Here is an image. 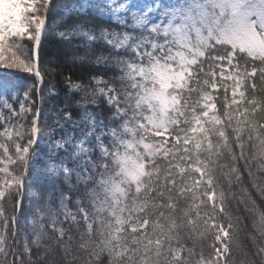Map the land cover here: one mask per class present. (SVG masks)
Returning <instances> with one entry per match:
<instances>
[{
	"label": "snow or ice",
	"instance_id": "1",
	"mask_svg": "<svg viewBox=\"0 0 264 264\" xmlns=\"http://www.w3.org/2000/svg\"><path fill=\"white\" fill-rule=\"evenodd\" d=\"M56 8L54 0H0V69L14 70L0 72V123L4 122L2 109L21 118L31 112L22 101L19 112L9 103V97L15 100L21 93L25 100L30 99L34 85L28 83L23 73L40 76L32 59L22 58L18 50L25 39L33 41L35 46L40 44L48 15ZM89 8L124 29L122 32L105 30L99 37L117 52L126 53L115 61L120 75L112 83L101 77L92 78L96 85L91 90L92 102L102 97L113 110L112 115L108 123L95 116L84 119L86 128L81 131L82 138L73 143L69 137L66 142L72 151L64 149L68 154L58 163L52 158L54 152L49 151L48 170L42 174L29 171L42 158L36 147L38 138L44 134L37 125L38 112L30 129L20 123H3L0 201L6 196L11 199L15 194L19 212L27 189L32 214L27 217L30 223L26 224V230L32 234L31 244L39 247L46 236L45 218L50 220L52 231L58 233L57 242L62 241L65 229L57 227V213L50 200L44 202L43 208L37 203L41 199L38 190L47 191L51 196L59 191L61 178L69 183L74 175L76 185L84 186L83 195L75 200L77 213L69 209L70 197L64 192L58 197L59 208L64 220L77 226L82 241L80 248L87 250L90 243L95 244L91 255L97 260L100 254L107 253L109 264H229L226 255L230 248L224 243L229 232L214 222L217 207L224 211L225 199V193L217 191L215 172L219 168L228 177L229 184L233 175L239 182L241 174L236 162L244 160L254 186L252 163L255 162L256 171L264 173V117L256 119L257 113L264 111V100L253 96L246 101L250 107L243 110L239 107L245 97V91L240 90L245 81H251L257 73L264 81V0H167L166 3L161 0H98V3L73 0L61 11L66 16L83 15ZM72 35L82 37L89 44L98 39L92 29L79 24L69 25L60 33L62 39H71ZM241 60L245 63L241 64ZM249 60L251 65L247 63ZM104 61L103 57L97 59L98 64ZM206 61L212 62L207 71ZM257 62L261 67L256 66ZM214 68L220 69L221 81L234 82L233 99L227 107H238L233 112L225 111L227 123L220 116L210 114L214 113L216 104L209 92H203L195 102L191 97L201 83V73L212 76L211 81L204 79L203 84L217 89ZM251 87L255 90V83ZM80 88L79 83L69 82L70 91ZM238 90L240 99L236 98ZM90 138H94V143L86 147ZM10 144L14 146L12 153ZM55 147L59 150L64 145L57 143ZM235 149H239L238 154ZM94 151L98 152L95 158ZM225 157L232 162L230 165L227 160L221 162ZM69 159L76 161L78 167L70 169ZM161 159L167 161L163 188L170 192L169 186L175 187L177 196L185 200L186 206L179 214L172 202L154 203L155 197L151 196L152 192L164 195L163 188L157 191ZM173 169H178L183 180L180 185ZM185 173L187 180H184ZM204 197L211 203L212 215ZM149 207L153 210L166 207L172 211L167 215L159 212V217L166 219V223H161L159 218L150 221L147 215L141 217ZM11 219L15 238L18 216L13 215ZM0 220H3L0 254H6L9 225L2 207ZM201 221L205 229L211 226L217 230L215 240L220 246L209 257L201 251L199 259L193 262L182 256L184 251L188 257L195 253L193 248L186 249L181 243L180 233L185 227L197 229ZM81 222L83 231L79 228ZM254 227L264 235V213L258 214ZM228 228L233 225L229 223ZM94 235L99 236L97 241H93ZM23 240V250L30 254L29 236L24 235ZM258 254H264V247L259 248Z\"/></svg>",
	"mask_w": 264,
	"mask_h": 264
},
{
	"label": "trees",
	"instance_id": "2",
	"mask_svg": "<svg viewBox=\"0 0 264 264\" xmlns=\"http://www.w3.org/2000/svg\"><path fill=\"white\" fill-rule=\"evenodd\" d=\"M57 8L51 11L48 15L45 29L41 33V41L38 45L36 52V69L40 72V83L37 82L34 75L30 73H23L27 78L29 84L34 85L30 99H27L25 104L31 109V112L26 114L24 118H19L17 121L23 124L25 129H30L32 126V120L35 114L38 112L37 125L39 128L46 131H52V141L66 142L69 137L73 143L80 140L81 131L86 128V125L82 121L86 118L95 116L98 120H103L108 123L109 117L112 115V109L109 108L107 102L102 97H97L96 103H93V93L91 90L95 89L96 85L93 82V77H101L104 80L112 83L116 81V78L120 75V71L116 66V59L126 56V53L121 50L117 52L110 45H108L100 37L102 31L108 32H122L124 29L113 21L107 18L100 17L93 8H89L86 14L80 15L73 13L72 15H64L61 9L73 2V0H54ZM90 3H98V0H89ZM167 0H165V3ZM106 7V6H104ZM79 24L84 28L92 29L98 37L92 43H87L82 37L78 35H72L71 39H62L60 33L65 31L69 25ZM129 31H131L129 29ZM22 47L18 50L22 58L32 59L35 58L33 50V41L23 40L21 41ZM16 51V50H14ZM34 53V57H33ZM103 57L105 61L97 63V59ZM211 61L205 62V69L208 70V65ZM245 61L241 60V64ZM249 65L252 62L247 61ZM257 67L261 65L257 62ZM216 73V82L218 84L217 89L213 90L210 86L203 84L204 79L212 80L211 75L205 76L204 73L200 74L201 83L198 86V90L191 93L192 101L199 100L203 92H209L213 97V103L216 104L215 114L221 117L224 123H227V117L224 116L225 111L233 112L238 106L231 104L232 86L233 81H221L219 77V68L213 69ZM14 71V70H7ZM79 83L81 88L79 90L70 91L69 82ZM255 83L256 88L253 90L251 84ZM117 88H119L118 81L116 82ZM227 86V89L226 87ZM240 90L245 91V97L241 101L239 107L243 110L244 107H250L246 101L255 96L258 100H264V81L260 79L259 73L256 77H253L251 81H245ZM23 97L22 93L16 101H10L13 109L18 112L19 102ZM237 99L239 97V90L237 91ZM201 109L198 107L197 111ZM5 119L7 123L16 122V118L12 117V114L8 111H4ZM264 117V111L258 112L256 119L260 120ZM234 116V120H235ZM17 123V122H16ZM115 126V125H113ZM0 124V129H2ZM220 127V125H218ZM150 139L160 140L163 137H150ZM27 137L25 138L26 142ZM107 142V138H105ZM94 143V138H90V142L86 141L85 146L91 147ZM54 144V143H53ZM52 144V145H53ZM68 152L72 149L69 143H64ZM51 145V146H52ZM37 151L39 152L41 159L35 161V169H30V173L33 171L39 173H45L48 170L46 149H43L37 144ZM71 148V149H70ZM70 149V150H69ZM10 153L14 152V146L9 145ZM237 154L239 149H235ZM68 153L65 150L57 151L54 155V160L58 163L60 158L67 156ZM98 156V152H93V158ZM227 158H222L221 162H224ZM230 165L232 162L227 160ZM161 166L160 185L157 188L159 191L163 188L164 175L163 172L167 168V161L161 159L158 161ZM184 164V162H180ZM67 166L70 169L77 168L78 163L71 159L68 160ZM15 169V166H11ZM236 167L239 169L241 179L236 181L235 176H232V183L229 184L228 177L222 174V171L218 168L215 172L216 183L219 185L217 191H223L225 193V199L223 201L224 211L221 212L217 207L214 222L217 225H222L225 230L229 232V238L224 240V243H228L230 252L226 255V259L229 264H264V254H258V250L264 247V235H261L254 227V222L257 220L258 214L264 213V173L256 171L255 162L251 165V170L254 173L255 184L252 178L249 177L248 170L245 168V161L238 160ZM224 172L227 169L223 170ZM173 174L177 181V185H180L183 180L178 173V169H173ZM198 175V174H195ZM188 174H184V180H187ZM71 185V187H70ZM171 187L169 192L168 188H163L164 195L157 196L156 192H152L151 196L155 197L154 203L167 204L172 202L177 210V214L180 213L185 205L184 198L177 196V190L175 187ZM84 186L76 185L75 176L73 175L69 183H65L61 178L59 181V191L49 196L47 191L38 190V195L41 197L37 203L43 208L44 202L50 200L51 207L55 209L57 213V227H63L65 229V236L62 241L57 242L58 233L53 232L50 227V220L45 218L43 221L46 236L42 239L39 247L31 244L32 234L26 230V224L30 222L27 217L32 213L29 212V193L25 189L24 197L21 201L20 211L17 212L16 203L17 197L12 195L11 199L7 196L3 201H0V207H2L4 215L8 219L7 230V247L6 254L0 255V264H109V258L107 253H102L97 260L91 255V249L95 247L94 243H90L87 250L80 248L81 239L80 234L77 231V226L73 225L70 220H64L63 213L59 208V195L60 192L68 194L70 197L68 201V207L73 213H77V207L75 200L83 195ZM143 195V194H142ZM171 198V199H170ZM207 210L212 215L211 203L207 202V198L204 197ZM85 206H88L85 204ZM205 210L202 208V211ZM164 211L167 215L171 212L168 208H158L153 210L148 208L145 214H141V217L147 215L150 221L160 219L161 223H166L164 217H159V212ZM18 216V222L16 224L17 236H12V216ZM79 218V215L78 217ZM231 223L233 228L229 229L228 225ZM3 226V220H0V227ZM39 227V222L37 223ZM151 227V225H149ZM80 231H83V223L81 222ZM202 233V234H201ZM217 230L209 226L204 228L202 221L199 227L193 230L190 227L181 229V243L185 245V248H193L195 256L188 257L186 251L182 252V256L195 261L199 259L201 251L205 257H209L215 254V249L220 244L215 240ZM24 235L29 236V244L31 247V253L24 252ZM72 239L69 240L68 237ZM130 238V237H129ZM88 238L85 237V240ZM93 241H97L99 236L94 235ZM63 245V246H62ZM66 246V247H65ZM43 257V258H41Z\"/></svg>",
	"mask_w": 264,
	"mask_h": 264
},
{
	"label": "rangeland",
	"instance_id": "3",
	"mask_svg": "<svg viewBox=\"0 0 264 264\" xmlns=\"http://www.w3.org/2000/svg\"><path fill=\"white\" fill-rule=\"evenodd\" d=\"M161 2L162 3H165V0H161ZM25 40H27V39H25ZM27 41H29V40H27ZM38 48V46H35L34 45V42H33V50H34V53H35V49H37ZM34 53H33V57H34ZM36 61H35V58H34V60H33V63H34V65L36 64L35 63ZM3 71H7V70H5V69H0V72H3ZM34 77L36 78V76L34 75ZM39 79H40V77H39ZM18 99V98H17ZM17 99H15V100H13L11 97H9V103H10V101H16ZM21 101L24 103V105H25V107L26 108H28V106L25 104V102L27 101V100H25L24 99V97H22L21 98V100H20V102H19V110H18V112L20 111V103H21ZM11 104V103H10ZM11 106H12V104H11ZM13 108V107H12ZM2 111H3V115H4V111H8L9 113H11L8 109H2ZM28 114V113H27ZM13 118H15V117H17L16 118V122L18 123V119L20 118V116H12ZM16 122H12V124H16ZM3 123H7V120L5 119V115H4V122ZM3 123H0L2 126H3ZM53 132L52 131H46L41 137H39L38 138V140H37V144L38 145H40L43 149H46V154H48L49 153V151H53L54 152V155L56 154V152L57 151H62V150H64V149H66V147H65V144L64 143H67V142H55V141H53V142H51L52 141V137H53ZM54 143V144H53ZM57 143H61V144H63L64 145V147L63 148H61V149H59V150H56V144ZM53 144V145H52ZM52 145V146H51ZM70 146V145H69ZM71 149V148H70ZM69 149V150H70ZM0 151H2V150H0ZM72 151V149L70 150V152ZM54 155L52 156V158H54ZM47 157H48V155H47ZM49 158V157H48ZM48 158H47V160H48ZM1 255V254H0Z\"/></svg>",
	"mask_w": 264,
	"mask_h": 264
},
{
	"label": "bare ground",
	"instance_id": "4",
	"mask_svg": "<svg viewBox=\"0 0 264 264\" xmlns=\"http://www.w3.org/2000/svg\"><path fill=\"white\" fill-rule=\"evenodd\" d=\"M219 243V242H218ZM220 244V243H219Z\"/></svg>",
	"mask_w": 264,
	"mask_h": 264
}]
</instances>
